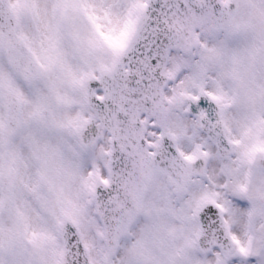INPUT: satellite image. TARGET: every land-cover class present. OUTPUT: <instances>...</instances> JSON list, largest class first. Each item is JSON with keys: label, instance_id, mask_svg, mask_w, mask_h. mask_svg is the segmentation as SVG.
<instances>
[{"label": "snow or ice", "instance_id": "snow-or-ice-1", "mask_svg": "<svg viewBox=\"0 0 264 264\" xmlns=\"http://www.w3.org/2000/svg\"><path fill=\"white\" fill-rule=\"evenodd\" d=\"M0 264H264V0H0Z\"/></svg>", "mask_w": 264, "mask_h": 264}]
</instances>
